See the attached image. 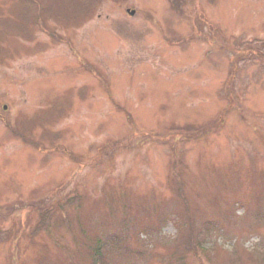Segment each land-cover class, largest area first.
<instances>
[{"label": "rangeland", "instance_id": "obj_1", "mask_svg": "<svg viewBox=\"0 0 264 264\" xmlns=\"http://www.w3.org/2000/svg\"><path fill=\"white\" fill-rule=\"evenodd\" d=\"M174 3L0 0V264H264V0Z\"/></svg>", "mask_w": 264, "mask_h": 264}, {"label": "trees", "instance_id": "obj_2", "mask_svg": "<svg viewBox=\"0 0 264 264\" xmlns=\"http://www.w3.org/2000/svg\"><path fill=\"white\" fill-rule=\"evenodd\" d=\"M212 1H215V0H212ZM170 2L172 3V5L174 6L175 3H174V0H170ZM102 248V245H101V242H98V245H96V248H95V253L97 255V253H99V249Z\"/></svg>", "mask_w": 264, "mask_h": 264}, {"label": "water", "instance_id": "obj_3", "mask_svg": "<svg viewBox=\"0 0 264 264\" xmlns=\"http://www.w3.org/2000/svg\"><path fill=\"white\" fill-rule=\"evenodd\" d=\"M131 14L134 16L135 15V12H132Z\"/></svg>", "mask_w": 264, "mask_h": 264}]
</instances>
